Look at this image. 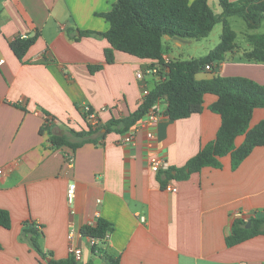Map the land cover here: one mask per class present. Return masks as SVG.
I'll return each mask as SVG.
<instances>
[{
	"label": "crops",
	"instance_id": "obj_1",
	"mask_svg": "<svg viewBox=\"0 0 264 264\" xmlns=\"http://www.w3.org/2000/svg\"><path fill=\"white\" fill-rule=\"evenodd\" d=\"M116 1L0 0V168H6L0 209L11 219L9 229L0 227V264H48L52 258L66 259L71 247L82 249V263L105 264L78 236L81 227L97 219L111 228L103 252L120 264H264V235L232 247L225 243L235 220L264 217V146L255 147L235 169L226 155L219 159L221 168L164 180L175 193L165 191L164 176L148 167L154 153L167 161V171L182 169L215 139L221 124L209 110L215 95L205 94L203 110L179 120L169 119L160 102L158 122L148 129L154 134L152 147L148 130L136 129L138 121L127 132L103 128L136 111L144 100L143 86L149 91L159 80L144 73L155 61L113 51L108 63L107 40L80 34L105 32L109 25L99 15ZM259 29L247 28L244 36L264 33ZM36 34L18 59L11 38ZM187 41L164 36L162 61L173 60L171 52L192 40ZM237 51L196 79L244 77L264 86V63L238 61ZM137 71L144 73L142 81L135 78ZM208 72L212 75L205 76ZM81 109L96 113L97 132L74 149H53L52 135L77 143L71 132L89 131ZM263 120L264 108H255L249 128ZM131 132L134 143L121 146ZM243 140L238 136L234 146ZM71 183L75 194L69 204ZM27 221L42 226L38 245L44 257L21 237Z\"/></svg>",
	"mask_w": 264,
	"mask_h": 264
},
{
	"label": "trees",
	"instance_id": "obj_2",
	"mask_svg": "<svg viewBox=\"0 0 264 264\" xmlns=\"http://www.w3.org/2000/svg\"><path fill=\"white\" fill-rule=\"evenodd\" d=\"M209 0H117L109 11L100 14L109 25L105 32L83 31L81 35H96L107 40L110 48L105 50V58L112 62L113 51H119L142 60L155 61L158 65V82L141 105L122 120H110L105 126L106 132L110 127H118V131L130 129L157 101L165 104V114L171 120L184 119L203 110V96H216L209 110L220 116L221 124L213 141L204 145L199 152L187 161L182 169L161 172L164 177L161 186L171 178H187L191 173L199 172L202 168H221L220 158L229 155L231 168L235 169L252 152L255 147L264 146V120L249 128L252 112L255 108H264V86L244 77L214 76L207 80H197L196 75L205 71L207 65L216 68L228 52L237 47L236 33L231 29L227 18H241L250 30L259 29L264 23V0H218L221 8L219 15L215 14L208 4ZM223 25L219 44L205 56L190 60L162 61L164 36L179 37L185 40H200L206 38L213 27ZM38 35L32 37H17L10 47L14 55L21 59L34 44ZM249 50L243 53L247 62L264 63V33L246 34ZM154 64L150 66V69ZM83 119L89 127L88 132H71L77 143H71L67 137L52 135L50 144L53 149L63 145L72 149L88 141L90 133L99 128V120L92 125L88 115L91 110L81 109ZM117 130V129H116ZM42 132V131H41ZM238 136H244L240 146L235 147L234 141ZM188 171V172H186ZM175 172V174H173ZM165 180V181H164ZM237 219L233 222L231 233L225 243L232 247L257 235H264V217ZM0 227L9 229L11 219L9 212L0 209ZM42 226L33 221L23 225L21 237L27 239L32 247L44 257L38 241L43 236ZM111 231L110 226L103 220L97 219L94 224L84 225L79 232L83 237H93L103 240ZM100 246L91 247L92 256H102L105 264H120L119 258L106 255ZM1 248V246H0ZM48 264H94L92 260L86 263L76 261L73 255L66 259H51Z\"/></svg>",
	"mask_w": 264,
	"mask_h": 264
},
{
	"label": "built area",
	"instance_id": "obj_3",
	"mask_svg": "<svg viewBox=\"0 0 264 264\" xmlns=\"http://www.w3.org/2000/svg\"><path fill=\"white\" fill-rule=\"evenodd\" d=\"M16 38L17 37H12L10 41L13 42ZM2 63H3V60H0V64H2ZM158 69H159L158 65H154L153 68L146 70V72H144V73L157 76ZM211 69L212 68L209 65H207L205 67V70H207V71H210ZM144 73L142 71H137L135 74V78L137 80L142 81L144 79ZM148 93H149L148 89L145 86H143L142 97L145 98L148 95ZM84 110L88 111L90 109H84ZM160 114H161L160 101H157L155 104L152 105V107L148 110V112L145 115H143V117L138 121L136 129L139 127V128H143V129L148 130L150 127H153V125H155L158 122V118H159ZM88 118H89L92 125L97 124L98 118H97V115L95 112H91L88 115ZM147 138H148V147H152V140L154 139V134L152 131H150V130L147 131ZM133 143H134L133 132L124 136L120 140L121 146H129ZM69 162H71V160ZM147 162H148L149 170L153 173L165 172L169 169V165H168L167 161L165 159H163L162 157L154 154V153L149 154V156L147 158ZM5 175H6V168L1 167L0 168V183L2 182ZM164 190L167 192L175 193L176 187L171 185L170 183H168L164 186ZM74 194H75V185H74V183H71V184H69L68 189H67V200H68L69 204L72 203V201L74 199ZM71 213H73V212H71ZM72 235H73V233L71 231V233L69 234V238H72ZM78 236L86 242V244L89 246V248L100 246V244L102 242H106L109 238V234H107L103 238V240H101L99 238H93V237H83L80 233ZM69 254L73 255V257L76 261L82 260V249L80 247H71Z\"/></svg>",
	"mask_w": 264,
	"mask_h": 264
},
{
	"label": "rangeland",
	"instance_id": "obj_4",
	"mask_svg": "<svg viewBox=\"0 0 264 264\" xmlns=\"http://www.w3.org/2000/svg\"><path fill=\"white\" fill-rule=\"evenodd\" d=\"M210 7L215 14L221 13V8L219 7L218 0H213L210 3ZM227 21L231 29L235 31L237 35L235 40L237 43V47L239 48L237 54H240L236 59L238 61H242L243 63H247V61H245V59L243 58V53L250 48L248 46V43L246 42V36H244L245 32H247L246 24L241 18L237 16L229 17L227 18ZM222 28L223 25L221 23L216 24L206 38L200 40H192L189 44H184L181 46V48L173 50L171 52V58L173 60H190L192 58L203 57L219 44L222 34ZM257 32H264V28L259 29ZM210 75H212L211 72H208L205 76Z\"/></svg>",
	"mask_w": 264,
	"mask_h": 264
},
{
	"label": "water",
	"instance_id": "obj_5",
	"mask_svg": "<svg viewBox=\"0 0 264 264\" xmlns=\"http://www.w3.org/2000/svg\"><path fill=\"white\" fill-rule=\"evenodd\" d=\"M173 39H174V40H177V41H179V42H188L187 40L182 39V38H179V37H173ZM249 227H250V222L248 221V222H247V225H246V228H249ZM47 261H49V259H48Z\"/></svg>",
	"mask_w": 264,
	"mask_h": 264
}]
</instances>
